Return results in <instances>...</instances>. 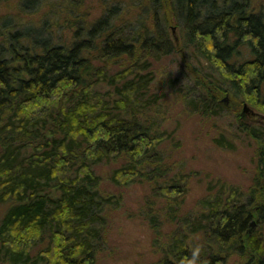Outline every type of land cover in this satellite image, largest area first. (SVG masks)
<instances>
[{
  "label": "trees",
  "instance_id": "obj_1",
  "mask_svg": "<svg viewBox=\"0 0 264 264\" xmlns=\"http://www.w3.org/2000/svg\"><path fill=\"white\" fill-rule=\"evenodd\" d=\"M82 1L17 0L0 17V264H97L109 213L122 205L105 179L150 184L143 211L159 264H226L231 251L264 264V126L238 116L239 131L259 144L247 193L222 183L186 213L189 174L170 161L165 143L176 133L163 129V95L152 89L154 63L180 43L197 63L192 111L222 115L228 94L236 110H264V9L250 0H103L90 21ZM44 6L38 21L24 18ZM215 142L234 148L224 135ZM103 165L115 166L98 173Z\"/></svg>",
  "mask_w": 264,
  "mask_h": 264
},
{
  "label": "rangeland",
  "instance_id": "obj_2",
  "mask_svg": "<svg viewBox=\"0 0 264 264\" xmlns=\"http://www.w3.org/2000/svg\"><path fill=\"white\" fill-rule=\"evenodd\" d=\"M15 1L0 0V17L16 12ZM113 1L109 0L110 3ZM250 1L253 8L264 9V0ZM47 10L48 7L44 6L40 12L28 13L31 15H24V18L38 21ZM80 10L88 20L93 21L104 10L103 0H83ZM172 27L174 26L169 28V34L174 39ZM175 33L177 41L181 42L180 29L176 28ZM177 46L176 53L154 63L155 81L152 89L163 95L158 107L159 113L156 114L163 121V129L176 133L175 142L165 143L167 149H174L170 161L175 164L176 170L189 174L184 212L191 213L199 211L203 199L211 193H217L222 183L227 190L235 188L247 193L256 173L259 144L239 131L241 119L238 116L241 117L243 107L236 110L231 95L222 96L221 102L225 108L222 115L203 116L187 106V97L191 98L193 95L190 90H197L194 82L196 73L191 69V65L197 67V63L190 59L189 49L180 43ZM206 72L212 76L216 74L218 78L214 70L207 69ZM253 111L259 115H246V118L252 124L264 126V110L254 107ZM223 135L234 144L233 149H225L216 144L215 139ZM113 166L115 165L100 166L98 173L109 172ZM210 184L213 185L212 191H209ZM102 188L106 193L121 195L122 205L109 213L107 248L101 253L97 264H159L163 252L156 245V235L143 211L152 194L150 184L120 186L105 179ZM174 229L169 223L163 226L166 235L171 234ZM202 237L201 234L197 235L196 240L198 246L204 247ZM246 262L245 255L241 257L238 252L231 251L226 264Z\"/></svg>",
  "mask_w": 264,
  "mask_h": 264
},
{
  "label": "water",
  "instance_id": "obj_3",
  "mask_svg": "<svg viewBox=\"0 0 264 264\" xmlns=\"http://www.w3.org/2000/svg\"><path fill=\"white\" fill-rule=\"evenodd\" d=\"M175 30H176V28L175 27H173V33H174V35H175V40L177 41L178 40V37H177V35H176V33H175ZM242 115L243 116H246V115H251V116H258L259 114L258 113H255L254 111H253V109L250 107V106H248V104H245L244 105V107H243V111H242ZM254 225V224H253Z\"/></svg>",
  "mask_w": 264,
  "mask_h": 264
}]
</instances>
